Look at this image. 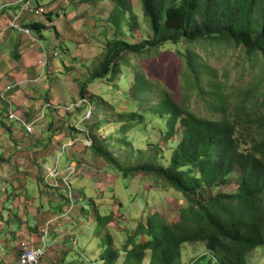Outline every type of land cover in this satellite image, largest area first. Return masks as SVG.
Masks as SVG:
<instances>
[{
	"label": "trees",
	"instance_id": "16d2710c",
	"mask_svg": "<svg viewBox=\"0 0 264 264\" xmlns=\"http://www.w3.org/2000/svg\"><path fill=\"white\" fill-rule=\"evenodd\" d=\"M110 1L115 7L108 26H114L119 33L107 38L105 56L90 74V80L119 73L128 65L127 55L158 51L166 45H187L189 48L181 51L184 76L194 83L197 98L206 102L212 112L209 116L198 115L185 102H177L171 92L164 91L147 107L137 98L141 104L138 112L117 111L116 118L101 106L104 117L96 114L88 123L89 148L94 158L102 160L106 167L113 166L124 178L142 175L143 182L148 176L154 183L160 179L188 200L187 207L172 223L158 210L145 217L144 210L133 235L130 233L119 248L111 234L102 235L100 264H118L122 253L123 264H145L146 259L148 264H183V247L194 242H205L206 252L190 264H248L250 253L264 246V113L249 120L244 101L231 114V102L224 91L227 85L218 80V69L190 46L211 41L242 48L250 62H262L264 78V0H139L149 34L137 43L118 36L125 35V27L130 33L140 27L132 0ZM31 27L40 30L38 23ZM136 82L137 92L150 86L139 75ZM87 83L78 86L79 104L90 100L88 103L99 105V101L112 107L88 91ZM89 115L92 118L94 114ZM235 115L241 119L236 120ZM244 117L254 125L242 124ZM160 122L163 128L155 125ZM111 123L114 132L109 134L107 127ZM151 124L163 142L179 138L167 165L155 161L158 144L149 142L147 148L152 155L141 163L134 161V155L143 152L134 147L127 132L133 126L145 128ZM240 125L243 142L239 139ZM71 162L77 171L80 161L73 157ZM234 179V193L220 192ZM115 206L100 219L99 226H112L118 221L120 209L115 210Z\"/></svg>",
	"mask_w": 264,
	"mask_h": 264
},
{
	"label": "rangeland",
	"instance_id": "374dc122",
	"mask_svg": "<svg viewBox=\"0 0 264 264\" xmlns=\"http://www.w3.org/2000/svg\"><path fill=\"white\" fill-rule=\"evenodd\" d=\"M44 1L48 0H39V2ZM82 1L88 2V0ZM94 1H101L102 3L100 7H97V5L83 7L82 14L84 20L82 21V26L77 24L78 34L81 36L79 32H82V39L83 37H87V32L90 33V31L95 35L96 30L97 32L103 33H100L99 36H94L98 39L94 41L93 49L95 55L89 60L81 61L79 59L78 66H82L78 74H74L73 77L80 84L89 82L87 83V90L97 97H101L102 100L111 104L112 107L109 108L106 105H102L99 101H97L99 105L96 102L88 103L90 100L79 104L80 98L78 91L76 89L70 90L66 93L68 111L66 112L65 127L64 125H60V128H58L57 123L51 126L50 131L44 132V135H41L45 139L44 141L49 142L51 146H56L57 148L54 152V157L48 158L49 165L52 167L54 161L58 159L60 169L66 168L60 175H63L68 178L67 180L71 181L75 193L73 196L75 198V204L72 213L70 215L69 213L65 214L64 218L69 221V225L72 223V226L76 229L74 236L75 238L78 237L80 248L84 254L80 250H78V253L79 255L82 254L85 264H99L97 257L101 252V236L106 233L114 237L115 244L119 248L120 243H124L127 236L136 230L138 225H135V223L141 220L144 210H146L145 217L151 212L158 210L168 222L172 223L178 218L180 211L188 205V200L184 194L169 187L162 180L157 179L158 181L154 183L153 178L147 176L145 179L146 182H143L141 179L142 175L136 178L134 177L135 179L124 178L119 172L112 169L113 166L109 165V167H106L102 160L93 157V153L89 148L91 141H89L87 125L90 121H93V117L96 114H99L98 116L101 119L104 117V112L100 107H104L103 109H106L108 111L107 113L112 114L113 118H116L115 112L117 111L124 113L138 112L141 108L139 99H142L147 107V104H154L157 101L160 93L167 91L173 94L177 102L181 104L185 102L198 115L209 116V113L212 112L206 102L197 98L194 91V83L187 81L186 78L188 76H184V61L181 56V51L188 49L189 46L187 45H166L158 51H151L138 56L127 55L125 60L128 62V65L123 66L119 73L116 75L108 74L103 80H90V74L105 56L106 40L113 38L119 33L114 26H108V18L115 7L113 1ZM106 2L111 5H107ZM132 4L134 12L138 16L140 27L135 29L134 33H130L129 29L125 27L123 29L125 35L118 36L129 42L137 43L141 42L149 32L142 15L139 0H132ZM71 7L73 6L70 5L68 11L71 10ZM95 10L103 12V15L98 14L95 16L94 14L98 12ZM190 47L196 54L201 55L203 60H206L212 67L218 69V80L223 81L227 85L224 91L226 96H229L231 102L229 107L231 114H234L236 112V106L244 101L247 102V114L250 116L249 120H255L264 113L262 62L257 60L255 63L253 61L250 62L246 52L242 48H237L234 45H228L224 42L199 41ZM62 58L65 59L64 54H62ZM137 75L142 76L150 84L148 88L139 92L134 90V86L137 83ZM247 92H250V95H246ZM134 100H136V103ZM72 101L77 105L71 109L70 105ZM89 112L94 114L92 118H89ZM77 115L78 117H76ZM235 119L239 121L241 118L235 115ZM249 120L242 122V124L245 123L246 125L248 123L246 126H253V122ZM155 125L161 128L164 127L162 122L155 123ZM113 126L111 123L107 127L109 134L114 132L111 129ZM80 128L82 131L79 130ZM152 128L153 124H151V127L133 126L129 128L127 132L129 139L137 150H142L143 152L142 155H134V161L141 163L152 155L149 148H147L149 142L158 144L154 150L157 152L155 161L167 165L179 138L177 136L171 142H163L159 137L160 135L157 132L154 133ZM35 129L41 131L39 123L35 125ZM63 130L65 131L63 132ZM239 130V139L243 142L241 125L239 126ZM26 137L33 138V135H26ZM52 137L54 138L52 139ZM56 141L57 144H55ZM241 146L244 147V143ZM9 154L6 157L26 159L28 156L26 152L21 155H19V152L15 154L10 152ZM30 157L32 158L34 156L30 155ZM73 157H76L80 161V168L77 171L75 170V172L73 169H70L73 168L70 159ZM51 167H45L43 169L44 175L50 173L48 170H51ZM13 168V166L9 168L3 167L4 172L2 170L0 172V204L7 197V195H1L5 184H12V181H14L12 178L17 176V174L13 175ZM235 182V179L232 180L228 186L222 187L220 192L234 193L237 188L236 184H234ZM83 186H85V189H83ZM65 193L68 197L70 196L68 188ZM17 195L19 196V193ZM80 195H82L81 201H79L81 198ZM70 201L67 200V204ZM114 203H116V206ZM118 203H121L122 206L119 205L117 207ZM114 206L116 208L115 210L117 208L120 209V214L116 217L118 221H114L112 226H99L100 219L107 214V211L110 212L113 210ZM4 217H6L5 214H2V218ZM94 219L98 220L94 221ZM142 220H145V218ZM124 234H126V238ZM142 239L144 238L142 237ZM87 241H89V244ZM205 252V242L185 244L183 247V264H190ZM247 261L248 264H264V246H260L250 253ZM145 264H148V259L145 260Z\"/></svg>",
	"mask_w": 264,
	"mask_h": 264
},
{
	"label": "crops",
	"instance_id": "0c3cea01",
	"mask_svg": "<svg viewBox=\"0 0 264 264\" xmlns=\"http://www.w3.org/2000/svg\"><path fill=\"white\" fill-rule=\"evenodd\" d=\"M25 1L0 0V172H4L3 167L13 166V175L17 174L12 184H5L1 194L7 197L0 204V264H17L20 244L25 239L39 246L42 229L48 224V251L42 264H85L82 254L78 253L83 251L78 237L74 236L76 229L62 217L68 206L65 177L44 175L43 169L51 167L48 158L54 157L57 148L41 135L50 131L52 125L58 123L60 128L66 123V93L78 91L80 83L73 76L82 66H78L79 59L89 60L95 55L94 41L98 39L94 36L101 33L96 30L95 35L90 31L81 39L83 34L79 32V36L77 24L83 25V7H100L102 2L29 0L27 10L19 19L23 27L31 30V34H26L9 28ZM70 5L73 7L68 11ZM95 11H98L95 16L103 15ZM33 23H38L40 30L33 29ZM74 106L72 101L70 108ZM8 107L16 115L13 121L5 117ZM21 121L31 124L33 132H25ZM38 123L41 131L35 129ZM10 152H19V155L26 152L28 156L26 159L6 157ZM53 167L60 173L66 170L60 169L58 159ZM2 214L6 217L2 218ZM100 255L101 252L97 257L99 264L102 263ZM124 259L125 253H122L118 264H123Z\"/></svg>",
	"mask_w": 264,
	"mask_h": 264
},
{
	"label": "built area",
	"instance_id": "2783aa9c",
	"mask_svg": "<svg viewBox=\"0 0 264 264\" xmlns=\"http://www.w3.org/2000/svg\"><path fill=\"white\" fill-rule=\"evenodd\" d=\"M25 1V0H24ZM28 1L26 0L24 2V5L22 6V8L19 10L18 14L16 15V17L14 18V20L10 23L9 28H13L18 30L19 32H23L26 34H31V30L28 28H25L22 26V24L19 22V19L21 18V16L25 13V11L27 10L28 7ZM42 63V62H41ZM77 104H75L76 106ZM5 117L8 121H13L16 119V115L14 114L13 110L11 107H8L5 110ZM22 128L24 129L25 132L27 133H32L33 132V127L31 124L25 123L23 121L20 122ZM73 169V171L75 172L74 168H70ZM50 171L49 176H53V175H59L60 172L59 170H57V168H53L51 170H48V172ZM68 178L65 177L64 183L66 188H68V192H69V200L70 203L67 206V211L65 214L69 215L72 213L74 204H75V198L74 196V192L73 189L70 185L69 180H67ZM64 214V215H65ZM64 215L62 217H64ZM50 236V226L49 224L47 226H45L42 229V236H41V244L39 246H35L34 243L30 242L29 240H24L21 242L20 244V256H19V260L17 262V264H42L43 259L45 258L47 251H48V244L46 242V239Z\"/></svg>",
	"mask_w": 264,
	"mask_h": 264
}]
</instances>
